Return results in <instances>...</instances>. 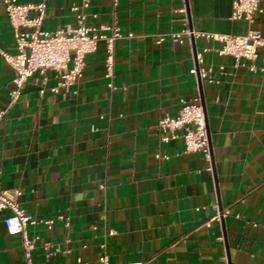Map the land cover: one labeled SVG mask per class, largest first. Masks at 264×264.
Returning a JSON list of instances; mask_svg holds the SVG:
<instances>
[{
  "label": "crops",
  "instance_id": "0c3cea01",
  "mask_svg": "<svg viewBox=\"0 0 264 264\" xmlns=\"http://www.w3.org/2000/svg\"><path fill=\"white\" fill-rule=\"evenodd\" d=\"M233 1L185 0V16L178 0H91L86 11L83 0H47V33L77 27L84 12L87 25L116 22L134 38L116 43L114 89L101 42L70 90L53 92L57 74L37 73L0 122V191L18 190L36 221L35 264H264V49L237 67L218 41L170 37L185 19L196 33L246 35L250 26L230 19ZM251 28L264 38V12ZM194 50L213 80H201L202 91ZM3 52L15 55L16 41L0 0V110L16 77ZM198 97L211 163L181 138L164 143L158 127ZM10 215L0 212V264H25L6 232Z\"/></svg>",
  "mask_w": 264,
  "mask_h": 264
},
{
  "label": "built area",
  "instance_id": "2783aa9c",
  "mask_svg": "<svg viewBox=\"0 0 264 264\" xmlns=\"http://www.w3.org/2000/svg\"><path fill=\"white\" fill-rule=\"evenodd\" d=\"M183 7L178 11L187 15L185 0H178ZM47 0H41L38 4H21L19 0H3L7 17L13 27L16 41V54L2 53L6 63L16 72L12 88L9 92V102L5 109L0 110V122L7 112L19 101L25 84L35 74H44L47 71L55 72L60 80L58 88L70 90L83 77L86 66V57L97 51L101 42L106 46V78L110 80L109 87L114 89L113 78L115 68V46L118 41L132 39L134 35L120 32L116 22L111 26L100 27L87 25V15L83 12L77 16L78 25L75 28H65L54 34L43 30L46 18ZM91 5V0H83L82 9L86 11ZM77 10V9H75ZM259 0H234L231 14L232 21L246 22L250 28L246 35L207 34L196 33L187 27L178 33L171 34V40L177 44L199 37L207 40H215L222 44L220 55L232 56L236 66H245L247 62H253L258 57V50L264 49V38L259 31L251 28L255 22V16L263 13ZM35 15H32V14ZM165 41L160 38L158 43ZM196 65L191 73L201 80L212 83L213 80L206 70L201 68L203 59L196 55ZM251 71H256L253 66ZM264 71V69H262ZM161 140L168 144L176 138H181L185 149L190 153L201 154L211 163L212 153L208 137L206 114L198 97L191 102H184L176 117H165L159 122ZM158 159L168 160L166 156L157 155ZM208 171H212L211 166ZM21 193L15 191H0V212L10 211L11 215L4 220L8 236L19 238L24 251L25 264H35L34 252L38 238L30 236V228L36 224L34 218L29 215L18 201ZM69 226L68 218H60ZM51 230L54 221L45 223ZM48 250V245L46 244ZM99 264H110L107 256L99 258ZM77 264H89L82 258L77 259ZM127 264H143L132 262Z\"/></svg>",
  "mask_w": 264,
  "mask_h": 264
},
{
  "label": "water",
  "instance_id": "95a60500",
  "mask_svg": "<svg viewBox=\"0 0 264 264\" xmlns=\"http://www.w3.org/2000/svg\"><path fill=\"white\" fill-rule=\"evenodd\" d=\"M187 1V0H186ZM190 30L193 31V27L191 26L190 24ZM193 41V40H192ZM195 49V48H194ZM194 55L196 56L197 55V52L196 50H194ZM199 87H200V90L202 91L203 89V86H202V81L201 79L199 78ZM202 105H203V108H204V111H205V107H204V104H203V99H202ZM208 137H209V142H210V148H211V138H210V134H209V130H208Z\"/></svg>",
  "mask_w": 264,
  "mask_h": 264
}]
</instances>
